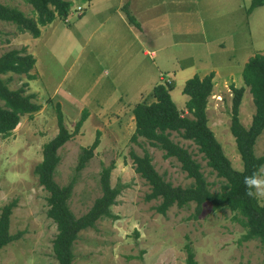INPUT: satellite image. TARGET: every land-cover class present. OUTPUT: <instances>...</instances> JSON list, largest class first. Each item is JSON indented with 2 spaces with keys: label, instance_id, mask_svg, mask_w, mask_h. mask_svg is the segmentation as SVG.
<instances>
[{
  "label": "rangeland",
  "instance_id": "1",
  "mask_svg": "<svg viewBox=\"0 0 264 264\" xmlns=\"http://www.w3.org/2000/svg\"><path fill=\"white\" fill-rule=\"evenodd\" d=\"M118 1L117 7L124 12L130 4L129 9L139 17L140 21L137 20L146 27L152 40L156 37L179 40L182 35L176 33L177 27L185 22H203L210 26L234 24L235 31L224 40L232 41V44L219 55L222 50L216 51V42L221 39L213 32L210 36L215 52L210 56L187 57L188 51L193 56L202 52L194 46H186L183 51L187 52H182L180 46L169 47L173 50L171 53L161 50L156 58L163 64L175 60L170 63L174 66L168 71H160V76L154 79L156 73L143 69L146 67L144 61L134 63L141 52L130 50L129 53L126 51L128 45L122 47L123 29H118L117 36L109 37L110 41L121 44V50L113 53L112 46L108 45L110 41H106L108 32L103 26L96 27L107 7L96 10L94 3L72 0V15L68 19L58 17L56 21L40 26L38 37L18 32L14 24L0 21V55L25 47L35 58L29 71L35 75L34 79L13 73L1 77L11 89L26 82V93H33L32 101L40 105L31 116H21L9 135H0V209L15 201L9 217V233L21 232L18 239L0 248V264H58L53 252L56 227L46 215L48 192L33 173L34 165L42 158L43 144L58 130L56 103L61 106L69 131L82 110H88L79 133L58 149L60 162L54 174L60 185L74 180L68 200L73 214L76 217L84 214L101 195V171L111 163L114 166L110 171V185L120 187L116 202L110 206L117 217L98 219L94 227L79 232L72 246L74 258L71 264H186L184 246L188 241L193 247L196 264H264V246L257 239L240 241L245 229L229 209L213 210L206 202L197 218H193L195 202H190L183 207L172 205L165 214L158 213L154 207L160 199H145L150 185L134 171L130 158L131 151L138 155L147 152L153 167L166 181L183 187L193 182L175 157H165L163 150L150 145L143 137L131 140L135 126L132 108L139 102L154 101L152 90L157 83L170 84V95L177 108L182 115L192 117L185 107L188 96L182 92L184 83L193 75L203 77L213 71V88L205 110L207 124L232 166L242 168L229 129L233 97L230 85L244 87L238 117L244 126H249L255 105L249 87L243 81L242 68L251 55L264 53V4L249 11L252 0H202L203 6L195 0H159L158 4H146L142 14L132 8L133 0H108L106 5L113 7ZM210 1L215 4L228 1L230 13H223L224 9L215 5L213 14H208ZM0 2L16 6L27 15L31 13L27 0ZM153 6L154 14L149 15ZM151 22L154 25L148 27ZM217 32L221 33L219 27ZM142 35L141 41L148 42ZM131 53L133 56L128 60ZM143 59L150 58L144 56ZM182 60L187 62V67L180 62ZM131 74L138 78L126 77ZM10 76L12 78L8 80ZM153 79L150 88L147 84ZM120 89L124 92L120 93ZM97 129L101 131L100 143L85 167L76 171L81 147L93 141ZM170 137L199 163L209 188L219 190L223 179L207 166L195 143L181 138L176 132ZM254 152L256 155L264 153V129L256 139Z\"/></svg>",
  "mask_w": 264,
  "mask_h": 264
},
{
  "label": "trees",
  "instance_id": "2",
  "mask_svg": "<svg viewBox=\"0 0 264 264\" xmlns=\"http://www.w3.org/2000/svg\"><path fill=\"white\" fill-rule=\"evenodd\" d=\"M31 6V13L27 15L16 6L0 2V21L14 24L18 32H28L32 37L40 35V26L51 23L57 16L66 17L71 12L69 0H27ZM264 4V0H252L249 11ZM125 10L130 23L139 28L136 19ZM1 34V31H0ZM35 58L26 51L25 47L12 49L0 55V135L7 136L17 126L21 116H31L37 112L40 105L33 102V93H26L27 83L11 89L7 81L1 77L6 73L16 75L24 74L28 79L35 75L29 71L33 68ZM214 72L211 71L203 77L193 75L187 79L182 92L188 96L185 107L192 117L181 114L170 95L172 85L157 83L153 87L155 100L150 103L139 102L133 108L135 121L131 140L138 137L145 138L148 143L164 151L165 157H175L181 169L193 182L185 187L173 185L160 175L147 152L138 155L130 152L133 168L150 185V192L145 194L147 201L160 199L154 209L165 214L166 210L176 205L183 207L195 202L193 218L200 214L202 205L210 203L213 210L229 209L235 213V219L244 227L245 232L240 241L257 239L264 246V202L251 199L245 195L244 177L251 175L260 165H264V153L256 155L254 145L257 137L264 129V53L256 52L244 63L242 78L249 87L255 112L249 126H244L238 117V108L244 87L230 85L233 91L230 113V132L234 137L237 152L242 163L241 169L232 166L224 154L220 142L207 124L206 104L207 98L213 88ZM11 76L8 80H11ZM57 132L42 146V158L33 167V173L38 183L48 192L46 197V215L56 227L53 239V252L58 264H71L74 254L72 246L81 230L94 227L95 222L101 218H113L110 206L116 202L120 187L110 185V171L114 166L111 163L104 167L100 175L101 195L94 199L90 208L82 215L76 217L70 210L68 200L72 193L74 180L65 185L58 184L54 179L57 165L60 162L58 149L73 136L79 133L82 124L88 117V110L84 108L72 131L64 123L63 113L59 103L55 104ZM176 132L181 138L190 140L198 148L209 166L218 177L223 179L220 189L212 191L199 163L192 158L191 153L183 146L174 142L170 135ZM101 131L96 130L93 141L81 147L75 166L76 171L85 167L88 160L94 155V150L100 143ZM15 201L4 204L0 209V248L21 236L9 233V217ZM186 264H196L195 253L188 241L184 246Z\"/></svg>",
  "mask_w": 264,
  "mask_h": 264
},
{
  "label": "crops",
  "instance_id": "3",
  "mask_svg": "<svg viewBox=\"0 0 264 264\" xmlns=\"http://www.w3.org/2000/svg\"><path fill=\"white\" fill-rule=\"evenodd\" d=\"M69 1L71 2L72 0H69ZM85 1L89 2V4L94 3L95 4L94 8L96 10H97V8H100V7H104V8L107 7L104 10L106 13H104V15H102L103 17L101 19L97 20V22L95 24V25H97L96 27H102L103 26L106 29V31L108 32V34L106 36V41H110V39H109L110 36H117L118 35V29H123V31H125V34L123 35L122 39H120V41L122 42V47L124 48L126 45H128L126 51H128L129 53H130V50L131 51L134 50L135 52L140 51L141 55H139L138 59L134 63H137L138 61L139 62L144 61L146 67H144L143 69L150 70L154 74L156 73V76L154 77V79L157 76H160V71H164V70L168 71V69H172L174 66V65H171L170 63H173L175 60L171 61L168 64H163L159 58H156L158 53L161 50L166 49L168 52H170L173 50H169L168 49L169 47L173 48L176 46H180L182 49V52H187L188 50L183 51L184 49H186V46H187V48L189 46H194L202 52L200 54H196L193 56L188 51L187 53H189L190 55H188L187 57L199 58L197 56H200L202 54H205L206 56L208 54V56H210L212 52H215V44L212 40V37L210 36L213 32H215L214 36L220 38L222 41V42L220 40L217 41V42H220L219 44L216 42V51L217 52L228 47V45L232 44L231 43L232 41L227 43V41H224V40H225V38H228L232 34V31H235L234 24L232 26H224L222 24H218L216 26H210V25H205V23H203V22L202 23L201 22H185L182 24L181 27H177L175 29L176 33L179 36L182 35V37L179 40L171 41L170 38L163 39V38H157V37L155 38V40H152L150 35L146 31V27L139 22L140 21L139 17H137V15L135 16L133 14V10L129 9L130 4L128 5L127 10L130 11V14L139 23V25H140L139 28L135 27L132 23H130L128 21L126 15H125V12L122 11L121 8L117 7L118 4L120 3L119 1L113 7H109L106 5L108 0H85ZM197 1H199L200 4L202 5V0H195L194 2H197ZM151 3L158 4L159 0H133L132 8L136 12H138L139 14H142L144 6L146 4H150V6H151ZM207 5H209V7L211 9V11L208 14H213V11L215 10V5H220V6H218V8L224 9L223 13H230V10H228L230 3L228 1H225V2L221 1L218 4H215L214 2L210 1V2H208ZM71 7L73 8V6H71ZM153 8H154V6L151 8V10ZM91 9H93V7ZM153 14H154V12L152 10V13L149 15H153ZM71 15H72V11L66 16V18H63V19H68V17ZM144 15H145V13H144ZM57 18H58V16L54 20L56 21ZM194 24H196L197 27L194 28L193 27ZM149 25H151L150 27H152V25H154V24H152V22H151V23H148L147 26L149 27ZM218 27L221 30L220 34H217L218 33L217 32ZM109 31H112V32L109 33ZM141 33L143 34L142 36L147 37L148 42H142L141 41V38H140ZM108 45L112 46L113 53H115L121 47L120 42L114 41V40L110 41V43ZM219 48H221V49H219ZM224 51L226 52V50H222V51L218 52V54L220 55ZM173 54H174V56H176V51L173 52ZM218 54L216 53L217 56H219ZM132 56L133 55L131 53V55L127 56V59L129 60V58ZM144 56L146 58L148 57L150 59L144 60L143 59ZM187 57H185V59H188ZM149 60H152V62H150ZM180 62L183 63L184 65H186V67H187V62L185 60L184 61L182 60ZM192 62H194V61L192 60ZM134 63H132V64H134ZM147 63H149V64H147ZM140 70L141 69H139V71ZM126 77L138 78V76L136 74H131V75H128ZM154 79L150 84H147V85H149L150 88H152V85L154 84ZM147 85H145V86H147ZM125 89H127V88H125ZM118 91L120 93L124 92L123 89H120Z\"/></svg>",
  "mask_w": 264,
  "mask_h": 264
},
{
  "label": "clouds",
  "instance_id": "4",
  "mask_svg": "<svg viewBox=\"0 0 264 264\" xmlns=\"http://www.w3.org/2000/svg\"><path fill=\"white\" fill-rule=\"evenodd\" d=\"M243 184L246 196L264 200V165H260L251 175L245 176Z\"/></svg>",
  "mask_w": 264,
  "mask_h": 264
}]
</instances>
